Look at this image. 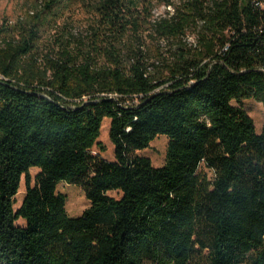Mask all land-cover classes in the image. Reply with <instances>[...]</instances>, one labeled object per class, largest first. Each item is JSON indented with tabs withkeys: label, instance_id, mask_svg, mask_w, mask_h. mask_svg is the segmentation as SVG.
Instances as JSON below:
<instances>
[{
	"label": "trees",
	"instance_id": "16d2710c",
	"mask_svg": "<svg viewBox=\"0 0 264 264\" xmlns=\"http://www.w3.org/2000/svg\"><path fill=\"white\" fill-rule=\"evenodd\" d=\"M44 3L40 15L84 11L109 64L68 51L30 69L36 25L0 28V264H264V127L241 105L264 106V0ZM158 6L170 10L153 21ZM146 32L167 42L162 74ZM160 135L156 167L137 152ZM61 182L83 189L82 215Z\"/></svg>",
	"mask_w": 264,
	"mask_h": 264
},
{
	"label": "rangeland",
	"instance_id": "374dc122",
	"mask_svg": "<svg viewBox=\"0 0 264 264\" xmlns=\"http://www.w3.org/2000/svg\"><path fill=\"white\" fill-rule=\"evenodd\" d=\"M45 0H0V28L13 27L17 29H24V27L35 26L38 37L35 41V49L30 56L26 57L27 67L37 70L43 67L50 61L58 60L61 54L65 52H73L74 54H88V51L93 53L94 61L99 66H108L109 61L105 59L106 55H101L104 48H106V37L93 36L89 29V19L84 11L77 5L71 11H66L62 16H53L51 11H47L40 15L44 10ZM169 7L158 6L153 10V21L159 19L160 16L165 15ZM45 12V11H44ZM35 13V14H34ZM37 15L40 18L37 19ZM34 28V27H33ZM89 30V31H88ZM73 33V35H71ZM16 38H19L18 31ZM155 36V35H154ZM149 37L147 32L141 38L145 43V50L151 59L153 65H150L149 71L154 74H162L166 70L167 62L164 58L167 55V45L165 40H157L156 37ZM156 38V39H155ZM198 34L189 31L185 36V41L192 48L199 46ZM131 44L132 42H125ZM98 50L95 52L94 50ZM100 56H98V55ZM31 71V70H29ZM167 72V71H166ZM163 73V74H166ZM29 73V72H28ZM31 73V72H30ZM116 95V94H115ZM239 105L237 102H233ZM241 105L253 119L256 130L262 133L264 127V106L262 103L250 99L244 100ZM111 119L105 118L102 124L101 135L99 140L105 147L101 155L108 160L115 159L114 144L110 137ZM168 146V138L165 135L158 136L152 141L151 146L137 152L140 155L151 159L154 166L159 167L165 163L166 152ZM95 152H100V147L94 148ZM32 177H35L39 169L32 168L30 170ZM19 193L16 196L17 203L15 209H18L25 196V176H23ZM58 191L66 194L67 203L66 210L69 215L76 217L90 206V201L86 198L83 189L80 187L61 182L57 187ZM113 196H118L116 191L110 192ZM18 221V225H24L25 220Z\"/></svg>",
	"mask_w": 264,
	"mask_h": 264
},
{
	"label": "bare ground",
	"instance_id": "6f19581e",
	"mask_svg": "<svg viewBox=\"0 0 264 264\" xmlns=\"http://www.w3.org/2000/svg\"><path fill=\"white\" fill-rule=\"evenodd\" d=\"M263 7V6H262Z\"/></svg>",
	"mask_w": 264,
	"mask_h": 264
}]
</instances>
